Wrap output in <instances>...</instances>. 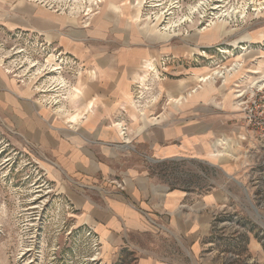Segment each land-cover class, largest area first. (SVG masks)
Listing matches in <instances>:
<instances>
[{
    "label": "rangeland",
    "instance_id": "374dc122",
    "mask_svg": "<svg viewBox=\"0 0 264 264\" xmlns=\"http://www.w3.org/2000/svg\"><path fill=\"white\" fill-rule=\"evenodd\" d=\"M49 22L43 32L26 28ZM73 43L105 56L145 48L155 67L150 58L139 62L134 84L188 80V91L233 103L239 116L222 144L223 163L163 161L150 174L171 186H223L228 202L207 238L212 260L264 264V0H0V57L20 50V63L35 65L31 77L48 73L40 84L56 79L58 91L73 84L76 60L66 48ZM57 94L44 106L64 107L67 94ZM3 116L0 264H132L128 247H104L63 198L44 150Z\"/></svg>",
    "mask_w": 264,
    "mask_h": 264
},
{
    "label": "crops",
    "instance_id": "0c3cea01",
    "mask_svg": "<svg viewBox=\"0 0 264 264\" xmlns=\"http://www.w3.org/2000/svg\"><path fill=\"white\" fill-rule=\"evenodd\" d=\"M50 23L26 28L43 32ZM81 45L67 44L77 75L61 91L56 79L39 83L48 73L31 77L35 65L21 64L20 50L0 57V110L44 150L63 198L109 251L128 247L132 264H218L207 238L228 202L223 186H171L150 171L163 161L223 163L238 110L214 91H188V80L134 84L138 63L152 58L145 48L105 56ZM58 92L67 94L64 107L44 106Z\"/></svg>",
    "mask_w": 264,
    "mask_h": 264
},
{
    "label": "bare ground",
    "instance_id": "6f19581e",
    "mask_svg": "<svg viewBox=\"0 0 264 264\" xmlns=\"http://www.w3.org/2000/svg\"><path fill=\"white\" fill-rule=\"evenodd\" d=\"M261 85L264 86V83L263 84L261 83Z\"/></svg>",
    "mask_w": 264,
    "mask_h": 264
}]
</instances>
